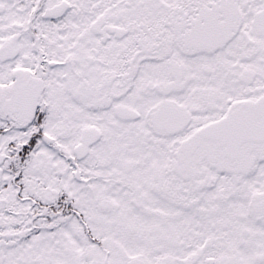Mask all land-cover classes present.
Instances as JSON below:
<instances>
[{
  "label": "snow or ice",
  "instance_id": "1",
  "mask_svg": "<svg viewBox=\"0 0 264 264\" xmlns=\"http://www.w3.org/2000/svg\"><path fill=\"white\" fill-rule=\"evenodd\" d=\"M0 264H264V0H0Z\"/></svg>",
  "mask_w": 264,
  "mask_h": 264
}]
</instances>
